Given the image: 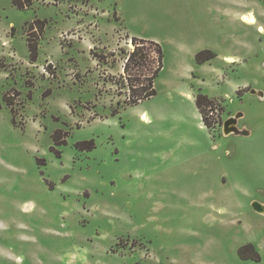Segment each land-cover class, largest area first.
<instances>
[{
	"label": "rangeland",
	"instance_id": "374dc122",
	"mask_svg": "<svg viewBox=\"0 0 264 264\" xmlns=\"http://www.w3.org/2000/svg\"><path fill=\"white\" fill-rule=\"evenodd\" d=\"M20 1L0 0V264H264L263 0ZM131 36L163 68L128 106Z\"/></svg>",
	"mask_w": 264,
	"mask_h": 264
},
{
	"label": "trees",
	"instance_id": "16d2710c",
	"mask_svg": "<svg viewBox=\"0 0 264 264\" xmlns=\"http://www.w3.org/2000/svg\"><path fill=\"white\" fill-rule=\"evenodd\" d=\"M264 2V0H263ZM13 5L19 9L26 8L29 3H24L20 0H13ZM38 25V30L42 31L43 26L41 22L35 21L28 28L29 33L35 29L33 25ZM40 25V27H39ZM29 36V35H28ZM128 41L133 45L132 50L125 52L123 62L122 80L128 90V98L126 105L133 106L140 102L150 99L156 94L154 89V81L158 77L159 72L163 68V52L161 46L151 40H145L137 37H128ZM28 50L30 53V60L34 62L37 57V45L36 42L30 37L27 39ZM213 54L209 51H201L195 56V60L198 63H203L206 60L213 58ZM98 63L101 61L97 60ZM196 107L202 115V121L206 127L210 126L209 120L205 117L202 106H208L211 101L204 95H198L196 100ZM62 135V136H60ZM67 134H63L61 131H56L52 139L55 143L61 144L65 142ZM80 147V144H77ZM248 253V255H245ZM239 258L243 260L253 259L259 261L260 257L254 250L251 244H247L238 250Z\"/></svg>",
	"mask_w": 264,
	"mask_h": 264
},
{
	"label": "bare ground",
	"instance_id": "6f19581e",
	"mask_svg": "<svg viewBox=\"0 0 264 264\" xmlns=\"http://www.w3.org/2000/svg\"><path fill=\"white\" fill-rule=\"evenodd\" d=\"M241 20L244 24H247V25H253L256 22V19L252 14L242 15ZM234 60H235V58H233L232 56L231 57L227 56L225 58V62H228V63H232ZM144 120H146V119H144ZM255 206H256V203H255Z\"/></svg>",
	"mask_w": 264,
	"mask_h": 264
},
{
	"label": "built area",
	"instance_id": "2783aa9c",
	"mask_svg": "<svg viewBox=\"0 0 264 264\" xmlns=\"http://www.w3.org/2000/svg\"><path fill=\"white\" fill-rule=\"evenodd\" d=\"M208 110V116L207 118L213 122L214 125H219V119H218V114H219V109L218 107H214V108H207ZM256 213H259L257 211H255Z\"/></svg>",
	"mask_w": 264,
	"mask_h": 264
},
{
	"label": "water",
	"instance_id": "95a60500",
	"mask_svg": "<svg viewBox=\"0 0 264 264\" xmlns=\"http://www.w3.org/2000/svg\"><path fill=\"white\" fill-rule=\"evenodd\" d=\"M251 93H256L255 92V90H252L251 91ZM259 96H262V92H258L257 93ZM238 117V116H237ZM231 123H230V122ZM229 123L226 121V122H224V125H223V128H224V131H225V133H227V132H230V131H234L235 132V130H236V128L235 127H233V126H230V125H232V121L229 119ZM231 128V130L229 131V130H227L228 128ZM255 203H257V202H254V203H252V209L254 210V211H257V212H259V209L255 206ZM258 204V203H257Z\"/></svg>",
	"mask_w": 264,
	"mask_h": 264
},
{
	"label": "crops",
	"instance_id": "0c3cea01",
	"mask_svg": "<svg viewBox=\"0 0 264 264\" xmlns=\"http://www.w3.org/2000/svg\"><path fill=\"white\" fill-rule=\"evenodd\" d=\"M214 57V56H213ZM227 56H224L223 58H224V60H225V58H226ZM228 57H230V56H228ZM234 58V57H233ZM205 64H200L199 66L200 67H203ZM209 73L210 74H221V72H222V70L220 69V68H216V67H213L211 64H209ZM211 70V71H210ZM213 71H215L214 73H213ZM262 92V91H261ZM204 94H208L209 96H211L209 93H204ZM262 95L264 96V93L262 92ZM196 107V106H195ZM196 113L197 114H199V112H198V109H197V107H196ZM201 128H203V127H201Z\"/></svg>",
	"mask_w": 264,
	"mask_h": 264
},
{
	"label": "flooded vegetation",
	"instance_id": "af4514ba",
	"mask_svg": "<svg viewBox=\"0 0 264 264\" xmlns=\"http://www.w3.org/2000/svg\"><path fill=\"white\" fill-rule=\"evenodd\" d=\"M209 108H212V107L209 106ZM218 109H219V107H218ZM218 116H219V114H218ZM218 119H219V117H218ZM235 125H236V124H235ZM262 206H264V205H262V204H257V203H256V207L259 209V213H258V214L264 216V208H262ZM262 210H263V212H261ZM253 211H254V210H253Z\"/></svg>",
	"mask_w": 264,
	"mask_h": 264
}]
</instances>
